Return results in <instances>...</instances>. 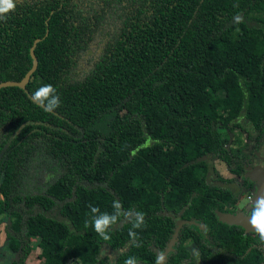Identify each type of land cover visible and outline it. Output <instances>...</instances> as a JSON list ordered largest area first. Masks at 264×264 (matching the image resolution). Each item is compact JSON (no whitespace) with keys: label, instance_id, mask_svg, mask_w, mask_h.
Here are the masks:
<instances>
[{"label":"trees","instance_id":"1","mask_svg":"<svg viewBox=\"0 0 264 264\" xmlns=\"http://www.w3.org/2000/svg\"><path fill=\"white\" fill-rule=\"evenodd\" d=\"M14 2L0 20V82L24 76L40 40L24 89L0 88V212L38 237L42 264H66L96 233L90 204L111 214L114 200L128 212L168 199L193 202L204 264H263L201 187L212 158L242 169L221 130L254 144L264 134V0ZM43 84L61 99L51 113L31 99ZM233 142L246 156L244 138ZM125 223L110 232L128 235Z\"/></svg>","mask_w":264,"mask_h":264},{"label":"flooded vegetation","instance_id":"2","mask_svg":"<svg viewBox=\"0 0 264 264\" xmlns=\"http://www.w3.org/2000/svg\"><path fill=\"white\" fill-rule=\"evenodd\" d=\"M224 131L229 133L230 141H232L225 147H231L235 151L234 162L242 157V169L235 170L222 160L212 158L209 162L214 169L206 177L207 182L211 185L201 188L216 190V192L207 191L205 195L214 200L213 210L217 220L227 224L219 219V213L247 217L250 206L241 211L238 207L241 199L250 196L255 201L258 196L259 171H264V134L260 142L254 144L249 142L246 137L248 133L241 128H234L232 132ZM235 136L243 137V143L249 144L250 150H245L246 156L237 150L242 143H233ZM217 161L224 165L222 173H219L215 168L217 166L214 164ZM192 194L195 192L192 191ZM0 195L4 200V195L1 192ZM166 195L170 197L174 193L167 192ZM189 202L193 203L183 199L141 202L145 206L139 211L145 213L146 224L142 229L135 230L138 233V240H131L129 235L122 236L121 230H119L114 233L110 232L111 239L104 241L97 233L91 234L87 230L85 246L73 252L66 264H124V260L128 257H136L138 264H155L157 256L164 257L163 264H204L201 260L199 245L193 240L194 236L200 240V232L204 230V227L201 224V218L193 215L194 207L191 208ZM187 206L189 207L186 208ZM187 213L191 214L187 215ZM37 214H40V210ZM11 220H14L13 216L5 211L0 212V225L5 223L7 225L0 229V264H42L39 257L41 250L38 246V237L32 236L27 240L23 226H19L21 231L10 230ZM125 222L132 224L128 218H121L114 228L122 227L127 224ZM129 224L126 225V230L132 228V225ZM227 225L235 226L234 229L241 228L240 235L249 244L246 251L255 247L264 256V242L259 240L253 230H247L235 224ZM187 230L188 234H186ZM136 243H140L141 246L136 247ZM27 246L28 252H26ZM231 255L236 257L234 252Z\"/></svg>","mask_w":264,"mask_h":264},{"label":"clouds","instance_id":"3","mask_svg":"<svg viewBox=\"0 0 264 264\" xmlns=\"http://www.w3.org/2000/svg\"><path fill=\"white\" fill-rule=\"evenodd\" d=\"M238 7V5H234ZM16 9V3L14 0H0V20H6L7 14L14 12ZM235 24L243 23V16L237 14L233 17ZM31 99L38 106L42 107L45 112H53L61 106V99L57 92L56 87L51 84H43L31 93ZM145 146H150L146 143ZM0 200H3V196L0 195ZM250 206L247 217H250L248 223L251 229L255 232L256 236L261 242H264V195L257 196L255 201L252 197H244L241 199L238 207L243 211L245 208ZM92 215L91 227L104 241L111 239L110 230L120 221L121 217L128 218L132 223V228L129 229L128 235L131 240H138V233L136 229H142L145 224V213L142 211L130 210L125 212L122 210V204L119 201H113L112 208L113 212L101 213L98 207L88 206ZM6 223L0 225V229L6 227ZM89 226V221H85V227ZM136 247H140V243H136ZM164 257L157 256L155 264H163ZM124 264H138L136 257H128L124 260Z\"/></svg>","mask_w":264,"mask_h":264},{"label":"water","instance_id":"4","mask_svg":"<svg viewBox=\"0 0 264 264\" xmlns=\"http://www.w3.org/2000/svg\"><path fill=\"white\" fill-rule=\"evenodd\" d=\"M40 40V38H37L33 41L29 53L31 57V67L27 70V72L24 74V76L19 80V81H3L0 82V88L6 87V86H17L21 89H24L25 85L28 83L32 73L35 71L37 67V58L34 54V47L36 43ZM259 191H258V196L264 195V171H259ZM219 219L224 221L227 224H235V225H240L241 227L247 229V230H252L248 221L250 217H244V216H232V215H226V214H221L219 213Z\"/></svg>","mask_w":264,"mask_h":264},{"label":"rangeland","instance_id":"5","mask_svg":"<svg viewBox=\"0 0 264 264\" xmlns=\"http://www.w3.org/2000/svg\"><path fill=\"white\" fill-rule=\"evenodd\" d=\"M220 136L223 138V140L225 141V143L227 145H230L232 143V141H230V137H229V133L224 131V130H221L220 132ZM234 143V142H233ZM214 165H216L217 167H215L216 169H218L217 171L219 173H222L223 170L222 168H224V165L222 163H220L219 161H217Z\"/></svg>","mask_w":264,"mask_h":264}]
</instances>
